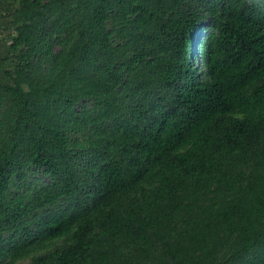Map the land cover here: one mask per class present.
<instances>
[{
    "label": "trees",
    "instance_id": "1",
    "mask_svg": "<svg viewBox=\"0 0 264 264\" xmlns=\"http://www.w3.org/2000/svg\"><path fill=\"white\" fill-rule=\"evenodd\" d=\"M203 1L0 0V264H264V0Z\"/></svg>",
    "mask_w": 264,
    "mask_h": 264
},
{
    "label": "rangeland",
    "instance_id": "2",
    "mask_svg": "<svg viewBox=\"0 0 264 264\" xmlns=\"http://www.w3.org/2000/svg\"><path fill=\"white\" fill-rule=\"evenodd\" d=\"M212 4H213V0H204L202 2V6L206 10H209L211 8ZM0 15H2V14H0ZM204 22L206 23V25H208L209 24L208 18H206ZM12 29H13V27L10 26L9 24L6 25V27H4V28H0V38L8 39L9 38V34L11 32H13ZM203 58H205V57L203 56L202 59H200V63L199 64H201V66H203V64H204ZM34 175L35 176L33 177V179H38V178L41 177L39 172L38 173H34ZM42 180H43V177H42ZM44 180H46V177L44 178Z\"/></svg>",
    "mask_w": 264,
    "mask_h": 264
}]
</instances>
